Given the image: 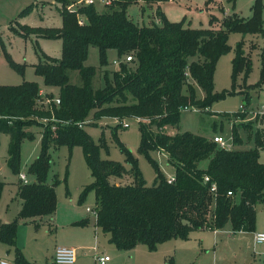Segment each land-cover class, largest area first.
I'll return each mask as SVG.
<instances>
[{"label":"trees","instance_id":"16d2710c","mask_svg":"<svg viewBox=\"0 0 264 264\" xmlns=\"http://www.w3.org/2000/svg\"><path fill=\"white\" fill-rule=\"evenodd\" d=\"M50 1L58 6L60 28L21 27V35L60 41V59L37 51L33 65L43 86L57 89V94L44 91L40 95L34 82L0 85V135L8 137L5 164L12 175H19L21 142L33 139L32 127H42L39 152L24 173L30 182L17 184L20 208L13 221L0 223V244L7 252L11 250L12 263L30 264L15 246L17 221H29L37 227V220L55 211L58 181L54 175L50 182L47 180L48 151L61 146L80 148L90 182L79 202L87 192L93 193L94 224L117 250L143 245L152 251L167 240H186L190 232L198 230L253 232L255 207L264 205V161H260V155L264 157V117L261 127L254 130L251 125H231L233 148L228 150L220 149L211 139L171 131L183 108L202 110L225 95L213 92L216 61L228 52L230 33L263 34L260 1L254 0L249 19L236 14L217 22L210 18L206 29H189L182 21L169 22L158 8L156 22L148 25L139 26L126 15L130 5L141 2L150 6L165 0H109L102 13L94 4L83 3L67 11V6L77 0ZM209 2L206 0V4ZM78 17L83 20L81 25L77 24ZM241 46L240 41L231 60L233 86L237 74L246 77L250 70ZM89 47L97 50L100 66L105 65L108 50L115 51L117 59L122 58L109 77L103 72L102 85L97 89L92 86L95 70L83 65ZM125 57L130 60L125 61ZM10 65L21 75L20 66ZM69 72H76L78 86L69 83ZM263 78L264 49L260 79L253 87H258ZM196 89L201 91V98L196 97ZM244 101L247 104V99ZM246 110L243 107L242 113L233 118H243ZM101 118L116 120L113 134L123 119L139 118L138 153L147 157L151 151L161 152L172 167L173 182L168 184L155 163L149 161L154 179L151 186H146L136 159L115 137L128 169L99 159V146L84 127L94 126ZM239 130L248 131L245 138L252 140L251 148H239ZM1 188L2 183L0 192Z\"/></svg>","mask_w":264,"mask_h":264},{"label":"rangeland","instance_id":"374dc122","mask_svg":"<svg viewBox=\"0 0 264 264\" xmlns=\"http://www.w3.org/2000/svg\"><path fill=\"white\" fill-rule=\"evenodd\" d=\"M79 1L77 0L75 5L70 4V8L75 9ZM94 1L96 11L99 13L104 12L106 8L98 3L99 0ZM106 1L110 4L109 0ZM259 1L261 4L260 17L263 20L264 30V0ZM253 3L254 0H210L207 4L206 0H165L158 3L159 7L157 8L169 22L182 21L183 27L206 29L210 18H215L217 22L224 16L236 14L244 20L249 19ZM155 6L156 4L147 6L139 2L128 6L126 15L139 26L148 25L151 21L156 22ZM21 27H27L28 29L60 28L58 6L50 0L39 2L34 0H0V85L14 86L22 81L34 82L43 91L41 95L46 91L55 96L57 89L44 87L41 79L34 74L33 65L37 62L36 55L39 52L51 59H60V41L35 39L33 35H21L23 32ZM240 41L242 43L241 50L249 60L250 70L246 77L243 73L237 74L233 86L231 60L234 49ZM227 44L229 50L217 59L212 80L213 92L225 95L213 101L208 108L180 112L178 123L172 128L171 132H187L206 139L218 136L229 142L231 125H251L252 130L261 127L260 122L264 114L260 115L257 112L262 111L264 113V78L258 87H253V85L259 82L260 79L264 32L263 34L245 35L233 32L228 35ZM120 60L122 61V58ZM120 60L117 59L115 51L108 50L105 54V65L100 66L97 50L93 47L88 48L83 65L95 70V76L92 80L94 89L102 85L101 76L103 72H107L109 77L111 72L117 70V63ZM10 63L22 68L21 75L11 67ZM68 77L70 84L76 86L80 84L76 72H69ZM196 97H202L199 89H196ZM244 99H247V104H245ZM240 107L246 108L247 113L243 118H233V115L239 112ZM122 122L128 127H117L114 134L112 129L115 127L116 122L109 118H101L95 121L94 126L87 125L84 127L91 140L99 146V159L118 163L125 170L128 169L124 157L114 140L115 137L117 142L128 149L136 159L138 170L146 186H151L154 179V170L149 161L155 163L165 179L170 177L173 170L166 163L162 153L151 151L147 157L138 153V123L132 118H125ZM41 129L42 127L39 126L32 127L33 139L23 140L20 144L19 174L23 175L24 180L19 179V175H12L7 169L5 159L8 137L4 134L0 135V183H2L0 223H9L15 219L16 201H18L15 197V183L30 182V178L24 173L27 166L39 152ZM238 133L242 138V146L239 148H251L252 140L245 138L248 136V131L239 130ZM48 153L50 156V170L47 180L50 182L52 175H54L58 181L55 186L57 206L53 220L49 225V217H43L38 227H33L21 220L17 221L15 246L24 259L34 261L30 264H53L48 257L42 256V253L53 245L56 233L66 230V226L63 225L65 222L74 220L72 226H76V223L80 221H85L88 225H92L94 222L92 214L94 208L93 193L87 192L82 201L79 202L82 190L90 182L89 172L80 148L73 147L69 150L67 147L61 146L55 150L50 149ZM260 161H264L262 154L260 155ZM204 165L203 163L200 166L203 167ZM127 180L128 178L122 181L126 182ZM119 184H121V181H119ZM86 209L91 210V212H86ZM258 228L264 230V205L262 204L255 207L254 230ZM99 234L101 237L104 235L100 231ZM205 235L211 236L209 233H205ZM92 237L88 245L93 247ZM211 242L212 238L208 243ZM204 243H207V240L203 238V232H192L186 240H167L157 245L152 251L147 250L143 245H137L136 248L130 250H117L108 243V237L107 240L102 242L99 235L96 246L99 253L102 252L110 259L108 264H198L205 261L200 249L204 246ZM5 247L0 244V261L5 260L10 263V258L6 257ZM9 253L11 254V250ZM232 260L233 258L229 257L228 264ZM236 260L240 261L237 257Z\"/></svg>","mask_w":264,"mask_h":264},{"label":"crops","instance_id":"0c3cea01","mask_svg":"<svg viewBox=\"0 0 264 264\" xmlns=\"http://www.w3.org/2000/svg\"><path fill=\"white\" fill-rule=\"evenodd\" d=\"M159 7L156 4L155 8ZM153 9V8H152ZM41 92H43L41 90ZM17 190V184L15 183ZM56 195V194H55ZM16 197V192H15ZM57 206V200H56ZM20 208V201H16V214ZM56 209V208H55ZM55 211L52 216L48 219V224L50 225ZM40 220H37L39 226ZM29 223L34 227V224L29 221H23ZM75 222L74 220L65 222L63 225L66 226V230L63 232H58L55 234L53 245L42 253V256L48 257L52 263V255L55 247H68L72 248L75 252L74 264H83L93 262L94 254H103L98 252L96 242L98 235L102 238V242L107 240V237L99 234V229L95 226L94 222L92 225L85 224L83 226H72L71 224ZM37 226V227H38ZM17 231V230H16ZM101 232V231H100ZM192 232H203V238L207 240L204 246L200 247L201 254L204 256V263L200 262L198 264H228V258H233L230 264H264V243H254L253 235L255 233L264 232L263 229H255L253 232H231L228 228L222 230L210 231V230H198ZM190 232L189 234H191ZM205 233L211 234V236L205 235ZM103 234V233H102ZM91 236L93 240V247L88 245L91 241ZM107 236V235H106ZM212 238V242L208 241ZM178 240V239H173ZM109 243V242H108ZM95 247V248H94ZM136 248V247H135ZM104 251V250H102ZM6 257L10 258V263H12V256L7 252L5 247ZM236 257L240 260L237 261ZM28 263L34 262L31 259H25ZM5 261V260H4ZM8 262V261H6ZM109 261L106 263L108 264Z\"/></svg>","mask_w":264,"mask_h":264},{"label":"built area","instance_id":"2783aa9c","mask_svg":"<svg viewBox=\"0 0 264 264\" xmlns=\"http://www.w3.org/2000/svg\"><path fill=\"white\" fill-rule=\"evenodd\" d=\"M94 2H95L94 0H80L77 4L83 3L84 5H92V4H94ZM98 3L102 4L103 6L108 5V1H106V0H99ZM73 5H75V4H73ZM70 6H67L66 10L69 12L74 11V9L70 8ZM82 22H83V20L78 17L77 18V24L81 25ZM124 60L129 61L130 58L125 57ZM41 94H42V92H40V95ZM44 102L47 103L48 101L45 100ZM54 103L57 104L58 100H54ZM187 110L196 111V109H193V108H191V109L183 108L181 111H187ZM239 111L242 112L243 107H240ZM257 113L260 115L264 114L262 111L261 112L258 111ZM132 119H134L135 122H137V123H139L141 121L139 118H132ZM114 121L116 122V120H114ZM118 125L120 126V128H127L128 127L122 121H120L118 123ZM211 141L215 145H217V147H219L220 149L228 150V149L232 148L231 139L229 142H226L221 137L213 136L211 138ZM19 179L24 180V177L22 174H19ZM204 181H207V178H204ZM166 182L168 184L173 182L172 175L166 179ZM213 189H214L213 186H211V190H213ZM227 194L229 195V193H227ZM86 212H91V210L86 209ZM92 214H93V217L95 218V211L94 210H92ZM253 241H254V243H264V233H255L253 235ZM74 260H75V252L72 248L60 247V246L54 248L53 255H52V263L53 264H74ZM108 261H109V258L105 255H94V257H93L94 264H106ZM0 264H13V263H9L6 261H0Z\"/></svg>","mask_w":264,"mask_h":264}]
</instances>
